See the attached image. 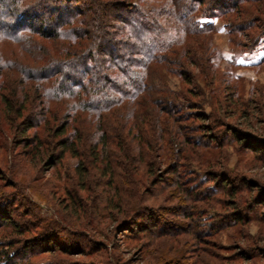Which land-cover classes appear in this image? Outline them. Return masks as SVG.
<instances>
[{"label": "trees", "instance_id": "16d2710c", "mask_svg": "<svg viewBox=\"0 0 264 264\" xmlns=\"http://www.w3.org/2000/svg\"><path fill=\"white\" fill-rule=\"evenodd\" d=\"M239 7V0H0V165L11 166L5 155L17 148L37 170L76 160L62 185L67 218L19 213L15 198L0 195V229L13 237L0 244V264H123L120 246L107 244L120 231L125 247L137 243L145 264H198L205 239L244 220L232 204L235 222H200L213 197L228 188L225 180L222 190L214 186L222 173L205 169L200 177L196 169L212 164L195 150L207 146L204 137L218 144L215 131L226 126V116L246 113L232 84L224 82V91L217 86L222 59L210 37L214 25L201 21L222 16L230 43L245 37L256 45L264 19H245ZM169 75L195 89L172 90ZM228 132L227 139L250 142L234 128L221 132L225 141ZM19 162L12 172L18 177ZM163 169L174 173L167 186ZM166 187L184 204L171 209L174 221L156 211L165 209L157 201L169 200ZM97 198L104 205L95 208L99 222L87 211L88 199ZM83 219L99 239L81 234L80 247L63 235ZM74 251L89 261L57 255Z\"/></svg>", "mask_w": 264, "mask_h": 264}, {"label": "rangeland", "instance_id": "374dc122", "mask_svg": "<svg viewBox=\"0 0 264 264\" xmlns=\"http://www.w3.org/2000/svg\"><path fill=\"white\" fill-rule=\"evenodd\" d=\"M254 1L246 0L240 3L241 0H239V8L243 12L245 11L243 18L249 19L250 17H257L264 19V0L259 3ZM222 15H226L227 19H233L232 13L228 14L225 12ZM222 18V16H214L210 19H201L204 23L211 22L214 25V33L210 37L222 59L217 68L219 75L217 86L224 91V86L226 85L224 82L232 84L237 89L238 97H240L246 113L243 112L244 114L242 116L235 115L224 118L226 126L219 127L215 131L218 140L217 145L210 144V139L204 137L202 141L207 143V146L195 149L200 158H203L208 163L211 162L212 165L208 164L207 167L201 170L196 169L194 165L191 166H193L192 170L196 169L199 171L198 174L203 179L205 178V174L203 173L205 169L207 172L215 171L219 174L222 173L220 180L217 179L214 186L218 190H222L223 186L220 182L225 180V186L228 188L226 194L221 193L213 197L214 201H210V205L206 209V214L201 218L200 222H212V224L215 222H235L233 221L235 217L231 215L234 214L230 209L232 204L237 205V211L235 212H241L244 220L240 221V223H233L234 225L232 227L221 228L205 239L208 242L202 245L201 248L203 251L201 250L202 252L199 253L203 260H200L201 262L199 261L198 264H264V36L260 38L256 45L250 42L248 38L245 39V37H238V40L236 39L240 42L239 45L232 44L229 42L228 28ZM245 30L248 32L253 29L248 27ZM195 72L198 73L196 69ZM181 80L179 76L169 75L167 83L174 91H179L184 86L194 88L192 82L190 84H183ZM206 108L208 112V106ZM257 110L261 113L257 114ZM187 125L193 127L195 123L189 122ZM229 128L238 129L242 133L244 132L250 138L249 143L254 141L255 147L249 148L248 142L240 144L231 139H227L231 134L229 132L225 138L228 141H225L221 137V132ZM189 129H185L188 135L199 136V133H189ZM10 139L8 138L7 140L9 141ZM1 152L0 157L5 159L4 153ZM20 152L19 148L12 151V153L7 152L5 156L12 163L11 166L2 165L3 163L0 165V174L4 177V180L0 181V184L2 186H9V182H11L13 183L11 185H14L13 187H4L5 189L1 188L0 195L3 194L15 198L16 211L19 213L25 209L36 213L51 215V217L54 216L55 218L68 216V213L61 211L63 204L65 206L68 204V197L62 189V185L69 183L68 175L71 174L76 160L67 158L63 166L50 164L47 167H40V170H37V167L33 163L25 161V157ZM12 154H18L20 159H14ZM15 158L18 157L16 156ZM19 161L22 162L21 165L23 167L18 169L19 171L17 172L21 173L18 177L12 172H14V167H18L17 165L20 164ZM161 174L164 178L161 184L167 186L165 178L174 177V173H167L163 169ZM14 182H17V184H14ZM213 182H207L206 186L213 187L211 185ZM159 186L161 185H156L151 190L157 193ZM166 189V192H168L166 196L169 197V200L157 201L158 208L162 206L165 209H158L156 211L159 214L162 213V218L174 221L176 219L169 215L172 212L171 209L176 210L178 206L184 204L181 203L182 201L178 196L180 194H177L174 188L166 187ZM233 190L237 192L235 199H231L230 195ZM97 193L100 194L101 189H97ZM80 194L86 199L87 193L83 192ZM218 198L222 200H218ZM101 200L102 198H97L91 203V199H88L89 202L87 203L88 216H93L94 221L98 222L102 218L96 213L95 208L104 206L100 202ZM68 210H72V208ZM82 218L86 217L83 216ZM81 222H84V224L78 226V230L68 229L63 235V238L76 240L80 247L82 245L84 246L86 242V239L82 238L81 234H88L93 240L99 239L93 235L94 232L90 230V227H87L84 219ZM101 227L103 226L101 225ZM64 228L63 224H61L60 229L62 230ZM125 232L120 231V233H116L117 240L110 238L107 244L120 246L119 249L123 256V264H145L142 259L144 254L139 252V249L136 247L137 243L132 244V249L123 245L122 239L124 238H122L123 235L121 233ZM12 238L8 236V231L0 229V244ZM188 240H191L190 236ZM167 243L169 244V242ZM191 244V242L186 243L184 248L187 249ZM57 255L60 258L66 259V262L82 263L89 261V258L79 255L77 251H74L72 254L62 255L57 253ZM192 261L189 262L192 264Z\"/></svg>", "mask_w": 264, "mask_h": 264}]
</instances>
